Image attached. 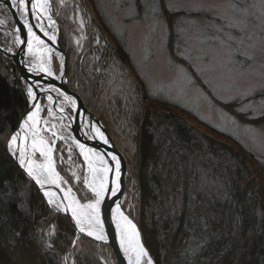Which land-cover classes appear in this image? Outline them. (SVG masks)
Returning <instances> with one entry per match:
<instances>
[{
    "label": "trees",
    "instance_id": "obj_1",
    "mask_svg": "<svg viewBox=\"0 0 264 264\" xmlns=\"http://www.w3.org/2000/svg\"><path fill=\"white\" fill-rule=\"evenodd\" d=\"M116 49L107 50L105 64L130 69L129 54L120 43ZM2 57L0 264H66L69 254L74 264H104V253L99 261L92 250L99 244L77 235L70 218L47 204L8 153L5 138L17 129L29 102L21 83L5 76L10 72ZM97 74L86 76L90 94L81 97L110 132L113 121L130 127L136 152L126 156L134 186L126 182V191L133 192L135 221L155 264H264V161L237 142L218 139L229 138L211 127L198 129L148 92L142 96L133 80L128 81L131 91L126 85L128 93L117 90L115 84L125 82L122 74ZM70 89L75 91L72 83ZM242 118L256 126L264 123V118ZM52 225L55 234L49 238ZM76 235L91 251H72Z\"/></svg>",
    "mask_w": 264,
    "mask_h": 264
},
{
    "label": "rangeland",
    "instance_id": "obj_2",
    "mask_svg": "<svg viewBox=\"0 0 264 264\" xmlns=\"http://www.w3.org/2000/svg\"><path fill=\"white\" fill-rule=\"evenodd\" d=\"M51 7L56 21L54 35L58 34L59 46L67 56V79L69 88L71 83L74 86L73 93L80 97L84 93L87 98L90 93L86 76L93 72L100 76L109 75L111 71L117 73L116 76L122 74L125 82L123 85L115 84L117 90L128 93L126 85L131 91L132 82L128 81L133 80L142 96L148 92L165 103L163 107L167 106L175 113L181 111L198 129L208 131L211 127L229 139L212 136L233 146L237 142L264 161V123L256 126L242 118L247 115L251 120L264 118V0H51ZM0 22V27L10 30L0 28V48L18 58L15 35L19 32L6 5H0ZM23 27L26 32L27 27ZM28 38L27 33L26 40ZM117 43L129 54L130 69H119L112 62L110 64L114 68H110L109 63L105 64L107 50H117ZM52 56V67L58 77L61 61L56 52L53 51ZM2 58L6 71L10 72L5 76L20 82L27 94L29 85L23 82L18 68H13L14 63L7 56ZM42 86L45 88L39 87V90L46 89L56 95L57 92L51 89L58 87ZM102 89L103 94L108 92L107 86ZM29 109L30 103L26 113ZM107 109L108 112L113 111L111 106ZM64 110L74 116L70 107H64ZM41 114L50 124L56 123L57 131L65 137L55 144L56 169L81 202L91 200L94 196L83 183L89 173L75 144L77 139L67 126L59 127L65 125L63 120L48 116L47 106ZM94 115L105 126L115 146L122 154L125 153L123 155L129 164L127 156L131 157L136 152L130 127L113 121L110 132L103 118ZM56 116L59 117L57 113ZM111 116L116 118L113 112ZM19 125L14 132L7 134V145ZM72 173L80 180L77 181ZM126 182L134 186L133 173L129 170L122 204L135 220L138 216L135 215L136 210L133 211V192L126 191ZM77 235L73 239L72 251H91L79 239L81 235ZM98 244L101 248H92L98 260L101 261L100 256L104 253V264H117L110 246ZM70 256L66 264L75 263L74 256L73 259Z\"/></svg>",
    "mask_w": 264,
    "mask_h": 264
},
{
    "label": "snow or ice",
    "instance_id": "obj_3",
    "mask_svg": "<svg viewBox=\"0 0 264 264\" xmlns=\"http://www.w3.org/2000/svg\"><path fill=\"white\" fill-rule=\"evenodd\" d=\"M11 6L22 9L25 15H34L38 22L46 17L50 24L56 23L51 15V0H11ZM26 26L29 37L27 40L28 53L35 57L29 70L52 77L54 75L51 67L52 49L37 35L31 23L26 22ZM35 27H38L44 33V36L49 37L50 40L55 41L57 39L56 35H49V32L45 31L41 23H37ZM24 42V40L19 41L21 44ZM7 51H11V49H7ZM41 91L46 92L47 90L41 89ZM51 91L59 93L64 101L71 103L73 108L76 107L75 101L71 96L54 87ZM27 95L34 103L32 109L26 113L22 123L19 125V130L12 134L8 141L7 149L9 155L16 160L18 166L26 172L27 176L41 190H44L43 195L47 198L46 202L48 205L52 206L56 212L70 213V218L74 220L75 226L80 233H86L88 236H92L99 241L106 240L104 221L101 219V203L104 201L106 195L117 196L120 189V160L117 156L107 153L115 161L113 169L108 160L105 159V154L98 153L92 148H87L79 140H75L80 154L83 156L84 161L87 162V171L91 176L90 179L85 177L83 183L91 190L94 196V199L89 202L81 203L73 194L71 186L64 187V185H67V181L64 180L56 169L54 159L55 144L57 140H64L65 137L57 131L58 125L56 123L50 124L48 119L41 117L44 109L38 102L39 95L32 85L28 86ZM46 100L48 102V116L53 119L64 120L65 117H57L56 112L51 107L55 103L53 96L46 95ZM58 110L63 113L64 107L61 105ZM59 127H66V125H59ZM91 130L104 143H108L107 138L99 127H94ZM45 133L49 135L45 136ZM68 152L69 158H71L70 148ZM38 157L42 159H38ZM60 160L63 162L62 155ZM113 171L115 174V186L110 187V173ZM72 176L77 181L80 180V177L75 173H72ZM112 217L116 222L120 247L128 259V264H154L141 241L137 226L125 215L119 204H116ZM54 234L55 225H52L47 235L51 238ZM46 247L51 248L53 245L46 243ZM64 259L66 261L67 257Z\"/></svg>",
    "mask_w": 264,
    "mask_h": 264
},
{
    "label": "water",
    "instance_id": "obj_4",
    "mask_svg": "<svg viewBox=\"0 0 264 264\" xmlns=\"http://www.w3.org/2000/svg\"><path fill=\"white\" fill-rule=\"evenodd\" d=\"M0 5H6L9 7L10 11L12 12L14 18H15V24L17 25V28L19 29V33H16L18 35V47H19V56L18 58H15L11 55H8L3 49L0 48V53L3 56H7L10 58L14 64L17 66L23 82L27 85H32L34 90L37 91L39 95V100L44 97L42 96L39 87H43L42 85H54L58 87V89L67 94L68 96H71L76 104V107L73 108L71 103L66 102V106L70 107L73 112L74 116H70L66 114V111L64 110L63 113L59 112V107L61 104L58 101H55V97L52 95L51 92H47V94L52 95L54 98L55 103L53 104L54 111L59 115V116H64L65 119L64 124L70 129L72 132L73 136L79 140L81 143H83L87 148H92L97 152H100L102 154H105L108 157V162L109 164L114 168L115 166V161L111 159V156L107 155V153H111L115 156L118 157L120 160V171H121V176H120V189L117 193V196H111L106 195L104 198V201L101 203V219L104 221V229H105V234L107 239L104 241H99L98 242H103L108 245H110L113 249V252L116 256L118 264H126V258L121 250V247L119 245V240L117 237V231H116V224L115 221H113L112 213L116 208V204H119L121 207V210L126 213V215L133 221V223L137 226L138 230L139 227L136 224V222L133 220V218L125 211L123 208L122 204V199L125 191V181L126 177L128 174V166H127V161L123 154L118 150V148L115 146L113 139L109 135L107 129L105 126L102 124V122L90 111L87 109L84 101L81 99V97L75 93H73L69 89L68 85V79H67V69H68V60L65 52L61 49L58 43V34H56L57 39L55 41H52L49 39V37L44 36V33L40 31L38 27H35L38 23V21L35 19L34 15L29 14L26 16L25 21L21 19V11L22 9H17L11 6V0H0ZM52 15V14H51ZM54 20V19H53ZM27 23H31L34 27V31L41 37L42 40H44L50 48L57 53V56L59 58L60 62V71L59 75L56 78L53 77H48L45 74H38L35 72H31L29 69V66L27 64V40H26V35L27 31H24L23 25L26 26ZM23 24V25H22ZM27 27V26H26ZM1 28V27H0ZM3 28V27H2ZM10 31L9 29H7ZM49 35H51L49 33ZM20 40H24L25 42L23 44L19 43ZM45 88V87H43ZM55 95V94H54ZM30 103V102H29ZM31 110V103H30V109ZM26 115H24L25 117ZM90 122H94L101 131L104 133V136L107 138L108 143H104V141L100 138L97 139L95 135L91 132L90 130L87 129V125H90ZM19 130V128H18ZM17 130V131H18ZM16 161V160H15ZM20 168V167H19ZM21 169V168H20ZM21 172L25 177H27L33 184H35L24 172L23 169H21ZM61 175V174H60ZM62 176V175H61ZM113 177L111 176V181H110V187H114L115 183L112 182ZM36 185V184H35ZM40 192L42 193V190L39 188L38 185H36ZM67 186L68 183H67ZM66 214V213H64ZM66 216L70 218V214L67 213ZM71 219V218H70ZM75 225V222L73 219H71ZM76 227V226H75ZM78 233L79 230L76 227ZM140 232V230H139ZM85 235L84 233H81ZM140 238H141V233H140ZM92 239V238H91ZM142 241V239H141ZM143 243V242H142ZM144 245V244H143ZM148 251V250H147ZM149 256L151 257L150 253L148 252ZM152 259V257H151ZM153 261V259H152ZM154 262V261H153Z\"/></svg>",
    "mask_w": 264,
    "mask_h": 264
},
{
    "label": "bare ground",
    "instance_id": "obj_5",
    "mask_svg": "<svg viewBox=\"0 0 264 264\" xmlns=\"http://www.w3.org/2000/svg\"><path fill=\"white\" fill-rule=\"evenodd\" d=\"M26 16L27 15H25V14H23V10L21 11V19L23 20V21H25V19H26ZM52 19H53V17H52ZM38 23H41L42 25H43V27H44V29H45V31H48L51 35H53L55 32H56V25L55 24H50L49 22H48V20H47V18L45 17L42 21H39ZM1 29L2 30H4V31H7L6 29H3L2 27H1ZM15 39H16V41L18 40V35H15ZM35 43V42H34ZM45 44L48 46V47H50L46 42H45ZM26 49H27V47H26ZM53 52V51H52ZM52 52H51V67H52V64H54V60H53V56H52ZM34 60H35V57L33 56V55H31V54H29L28 53V49H27V64H28V66H29V68L31 67V64L34 62ZM52 70H53V73H54V69H53V67H52ZM52 77H56V75H55V73H54V75L52 76ZM41 94H42V96H44L43 98H42V100L40 99L38 102L41 104V106H42V108L44 109V106H47L48 107V102H47V100H46V95H49V94H47V91L45 92V91H42L41 92ZM52 95L55 97V101H58L63 107H67L66 106V101H64L63 100V97L59 94V93H56V95H54L53 93H52ZM62 97V98H61ZM28 98H29V101H30V103H31V109H32V105H33V101H31V98L28 96ZM44 104H46V105H44ZM51 107H53V105H51ZM53 111H54V107H53ZM41 117H42V114H41ZM87 127L90 129V132H91V134L93 133L94 134V131H92L91 129H94V127H99V126H97L94 122H90V125H87ZM101 130V129H100ZM95 135V134H94ZM45 136H48L47 134H45ZM95 137L97 138V139H100V137L99 136H96L95 135ZM76 144V143H75ZM78 148V147H77ZM78 152L80 153V150H79V148H78ZM97 152V151H96ZM98 153H100V152H98ZM102 154V153H101ZM80 156H81V158H83V156L80 154ZM38 159H42V158H39L38 157ZM105 159H108V157L105 155ZM83 160H84V158H83ZM84 163H85V165H86V167H87V162L86 161H84ZM115 167V166H114ZM114 169V168H113ZM25 172V171H24ZM26 173V172H25ZM111 176L113 177V181L112 182H114L115 183V174H114V171L112 172V173H110V181H111ZM89 179L91 178V176H90V174H89V177H88ZM47 187V186H46ZM53 190H55V189H53ZM90 190V189H89ZM43 191L44 190H42V193H43ZM91 191V190H90ZM75 196H76V194L75 193H73ZM62 195V194H61ZM77 197V196H76ZM46 198V197H45ZM47 199V198H46ZM77 199H79L78 197H77ZM92 199H94V197H92L91 198V200ZM90 201V200H89ZM89 201H86V202H84V203H87V202H89ZM81 202V201H80ZM82 203V202H81ZM70 214V213H69ZM125 215H126V213H125ZM113 221H115L114 219H113ZM115 224H116V222H115ZM85 235H87L86 233H84ZM104 234H105V229H104ZM106 235V234H105ZM88 236V235H87ZM88 237H90V238H93V239H95L94 237H92V236H88ZM117 237H118V240H119V235H118V233H117ZM119 245H120V240H119ZM145 247V246H144ZM122 250V249H121ZM122 252H123V250H122ZM124 254V253H123ZM125 256V255H124ZM125 258H126V264H128V259H127V257L125 256ZM146 259V258H145Z\"/></svg>",
    "mask_w": 264,
    "mask_h": 264
}]
</instances>
